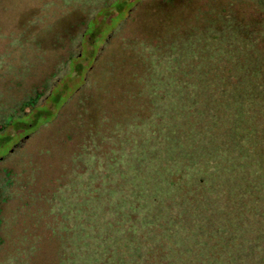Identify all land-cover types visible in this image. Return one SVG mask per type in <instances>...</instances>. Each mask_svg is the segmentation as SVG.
<instances>
[{
    "label": "rangeland",
    "instance_id": "rangeland-1",
    "mask_svg": "<svg viewBox=\"0 0 264 264\" xmlns=\"http://www.w3.org/2000/svg\"><path fill=\"white\" fill-rule=\"evenodd\" d=\"M5 136L2 264H264V0H0Z\"/></svg>",
    "mask_w": 264,
    "mask_h": 264
},
{
    "label": "trees",
    "instance_id": "trees-1",
    "mask_svg": "<svg viewBox=\"0 0 264 264\" xmlns=\"http://www.w3.org/2000/svg\"><path fill=\"white\" fill-rule=\"evenodd\" d=\"M122 5H123V2H120V3H118L116 6H115V10H120L121 9V7H122ZM208 30H209V28H208ZM208 30H206V32L208 31ZM237 32V31H236ZM237 34H238V32H237ZM207 35V34H206ZM239 37V36H238ZM185 41V40H184ZM182 43H183V41H181ZM187 44L188 43H190L189 42V40H187V41H185ZM176 46H181V43L179 42V43H177V42H173V46H172V48H177ZM189 47V46H188ZM188 47H185V48H188ZM183 48V47H182ZM184 48V49H185ZM165 53V52H164ZM237 54V53H236ZM236 54L233 56H230L232 59L230 60V61H232L233 60V65H234V63H235V65H236V63H239V55H241V54H239L238 55V57L236 56ZM169 55V54H168ZM235 65H234V68H232V70H234L235 69ZM78 67L79 66H74V68H75V72H77V71H79V69H78ZM250 72H251V70H248V69H246V73L247 74H250ZM259 73H262V72H259ZM59 97H60V94L59 93H57V94H55L53 97H52V100L53 101H55V102H57L58 100H59ZM47 113L48 112H46V111H43V110H37V111H35L33 114H32V117H31V119H30V121L29 122H27V123H20V122H15L13 125H12V127H13V129L16 131V130H18V129H20L21 127H22V129L23 130H25L26 131V133H28V132H30V131H32L36 126H38V125H40V123H42V122H44L45 120H46V115H47ZM9 140V136H5V137H2V138H0V147L4 144V143H6L7 141ZM202 179V178H201ZM2 185H4V188H7L8 187V184L6 183V181H4V182H2L1 183ZM6 200V196L5 197H3V196H1V194H0V202H4ZM0 222H1V220H0ZM1 244H2V238L0 237V246H1ZM0 264H2V261L0 262Z\"/></svg>",
    "mask_w": 264,
    "mask_h": 264
}]
</instances>
